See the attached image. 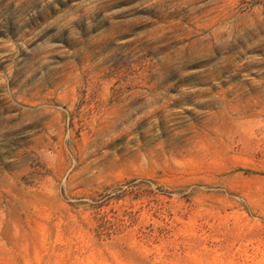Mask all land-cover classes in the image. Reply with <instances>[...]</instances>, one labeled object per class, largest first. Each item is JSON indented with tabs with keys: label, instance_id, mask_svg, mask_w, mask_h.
I'll return each mask as SVG.
<instances>
[{
	"label": "rangeland",
	"instance_id": "374dc122",
	"mask_svg": "<svg viewBox=\"0 0 264 264\" xmlns=\"http://www.w3.org/2000/svg\"><path fill=\"white\" fill-rule=\"evenodd\" d=\"M0 264H264V0H0Z\"/></svg>",
	"mask_w": 264,
	"mask_h": 264
}]
</instances>
